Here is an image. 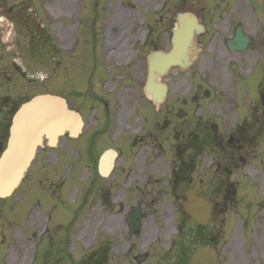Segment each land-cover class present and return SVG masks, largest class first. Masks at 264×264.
Masks as SVG:
<instances>
[{"label":"rangeland","instance_id":"374dc122","mask_svg":"<svg viewBox=\"0 0 264 264\" xmlns=\"http://www.w3.org/2000/svg\"><path fill=\"white\" fill-rule=\"evenodd\" d=\"M7 11H11L9 15L5 14ZM185 12L196 14L209 25L208 34L200 38V42H206L200 60L213 61L208 76L212 89L204 86L203 91H210L213 103L217 98L218 105H210L211 98H207L205 110L198 108V113L206 122L213 119L212 125L217 126L216 132L225 141L231 136L240 141L223 152L225 158L224 154L214 153L217 146L204 147L197 157L192 188L213 207L210 224L201 235L215 245L219 264H264V106L259 101V90L260 95L264 92V26L254 14L250 0H0L1 129L7 128L21 103L41 93L67 95L80 111L83 99L70 93H95L109 107L115 105L119 112L130 113L121 128L124 134L102 137L93 148L96 158L108 150L118 151V172L110 178H101L90 159L80 162L78 152L70 151L65 165L72 170L73 165L77 166L76 160L81 165L79 178L67 169L70 177L66 178L65 173L61 180L59 172L54 174L56 159L50 164L38 160L15 195L0 201L4 238L0 264H86L101 246H106L108 253L104 262L97 264H154L159 260L166 263L163 259L169 253V240L175 235L171 230L181 220L178 210L173 212L176 202L171 194L161 195L160 203L150 206L156 221H146L145 236L133 247L129 244L127 251L123 250L122 237L118 241L112 238L113 233L106 228L108 220L98 224L88 221V210L96 188L110 186L115 179V188L139 186L144 190L143 197L148 193L153 197L158 193L155 190L162 188L171 193L178 184L172 171L179 162L172 161L168 152L170 141L166 142V156L159 159L151 154L154 150L145 140L139 141L138 153L132 158L128 155L134 149L121 148L127 147L129 135L137 136L146 127L137 126L140 120L136 108L139 106L141 118L153 115L140 96L147 57L154 50H170L177 16ZM238 25L252 40L250 51L244 56L231 55L226 48V41L233 37ZM120 51L130 52L129 56L119 59ZM14 62L20 68H15ZM191 75L192 71L170 73V100H176L192 85ZM184 79L187 82L176 85ZM234 101L236 108L231 106ZM156 124L155 121L157 130ZM240 125L243 130L238 131L237 137L234 133ZM3 140L0 139L1 146ZM219 160L234 164L235 168H230L233 172L215 173ZM129 175L131 181L127 182ZM70 187L75 192L73 197ZM131 193L127 199L141 195ZM81 195L83 202L88 198L83 209ZM37 212L45 221L35 218L33 214ZM161 212L169 216L166 221L164 217L160 219ZM189 226L194 228L192 223ZM81 228H86L82 234L78 232ZM157 231L158 242L153 240ZM180 232L177 237L183 236Z\"/></svg>","mask_w":264,"mask_h":264},{"label":"flooded vegetation","instance_id":"af4514ba","mask_svg":"<svg viewBox=\"0 0 264 264\" xmlns=\"http://www.w3.org/2000/svg\"><path fill=\"white\" fill-rule=\"evenodd\" d=\"M204 23V22H203ZM212 63L210 60L204 61L197 65L194 63L192 68L196 67V71L192 73L190 82L192 85L182 93H179V96L176 100H170V97L166 99L165 103L162 106L156 107L150 103H147L149 112L153 113V116H148L144 118L143 125L147 126L141 134H139L135 138V145H137V141L145 140L148 142L150 147L154 150L153 156L156 159L160 157H165L166 155V142L170 141L171 145L169 146V153L171 154L172 161L179 162L178 167L173 173V177L178 179V184L188 181L190 188V180L194 178L195 173L197 172V133L195 131V126L197 122V111L196 104L198 102L199 97L202 95V81L205 79H209V67ZM187 82V79L182 80V82H175L176 85H183ZM91 100L95 98L94 95H91ZM204 97V96H203ZM204 100V98H202ZM94 102V101H93ZM73 106V102H70ZM170 104V105H169ZM82 117L85 123V130L77 140H71L67 137L62 138L56 147L50 148L47 147L43 149L39 156L37 157L39 160L44 161L46 163H52L55 159L58 161V166L53 167L56 170L55 173L59 172L60 177L62 178L65 174L67 166L65 165L67 161V155H69L70 151H77L80 156V162H84L86 158L90 159L92 164L97 166L101 155L96 158L94 155V145L102 137L113 134V136H117L120 132L124 134V130H121L124 125L125 116L130 115L129 112H119L115 107H97V106H87L81 109ZM155 121L157 122V130L155 128ZM150 123V125H149ZM149 125V126H148ZM215 140L224 148V140L218 134L214 135ZM129 140L130 137H128ZM232 144L234 143V139L232 138ZM157 153V154H155ZM146 156V155H145ZM151 159L152 156L148 157ZM37 159V160H38ZM83 166V165H82ZM73 167H75L73 165ZM81 165L76 166L78 172L80 170ZM234 168V165H229L224 163H216V172L223 173H231V169ZM118 170H114V172ZM99 172V171H98ZM146 173V171H143ZM80 173V172H79ZM100 173V172H99ZM144 174V173H143ZM147 174H149L147 172ZM39 175V173H37ZM111 175V176H112ZM150 177V175H145ZM101 178H104L100 175ZM117 178V176H115ZM109 178V177H108ZM120 178V177H119ZM115 179L110 186H101L100 188H96V195L93 194L91 197V203L89 204L90 212L88 215L91 218L88 221L95 222L98 224L99 221L107 219L108 225L106 228L113 233V239H117L118 237H122L124 239L123 250H128V245L130 244L133 247V243H137L138 240L145 236V224L146 221L150 218L156 221V217L153 215L154 212L151 211L150 206L154 204H159L161 201V195L171 194L172 198H174L173 212L174 210H178L181 220L179 223L172 228L171 232H174L175 235L171 237L169 240V253L163 260L166 263H162V260L155 262L154 264H190V259L193 252L198 247V227L196 223L191 221L187 215H183L182 204L186 200L185 198L179 199L175 196V186L172 187L171 193H166L165 189L155 190L158 193L151 197V194L148 193L147 197H143L144 190L138 187H121L115 188ZM127 182L131 181V175L126 177ZM61 184V182H60ZM56 191L60 190V188L55 189ZM128 190V191H127ZM141 190V191H140ZM50 190L49 192H51ZM109 192L108 203H105V196ZM128 192H132L133 195L141 194L137 197H130L127 199ZM131 193V194H132ZM88 201V198L87 200ZM86 201L83 202L81 200V209H83L86 205ZM126 203V204H125ZM109 205V206H108ZM164 205V204H162ZM159 206V205H158ZM99 208L100 212L94 211V209ZM39 212L35 213L36 215ZM159 214L160 219L163 217L166 219L169 217L165 213L161 212ZM132 216L135 221L141 225L138 233H134L133 229L129 225V216ZM41 217V215H39ZM43 216V215H42ZM42 218V217H41ZM45 221V218L42 219ZM85 220L82 222L85 225ZM192 223L194 228H191L189 224ZM86 228L80 229V234L83 233V230ZM160 231V230H159ZM159 231H157L154 235L153 240L159 241ZM181 231V232H180ZM179 232L186 239L181 240L180 238L183 236H178ZM152 234V233H151ZM151 234L149 237L152 238ZM179 238V239H178ZM103 246L97 248V250L92 252V255L95 258H99L101 256H105L108 253V248H102Z\"/></svg>","mask_w":264,"mask_h":264},{"label":"water","instance_id":"95a60500","mask_svg":"<svg viewBox=\"0 0 264 264\" xmlns=\"http://www.w3.org/2000/svg\"><path fill=\"white\" fill-rule=\"evenodd\" d=\"M253 5L259 15L261 6L253 0ZM180 27L174 34L173 49L169 54L154 53L150 59V81L155 79V73L164 74L174 65L187 66L189 48L192 46L195 34L201 33L200 27L194 16H180ZM250 39L238 28L233 40L227 42L231 52L245 54L249 49ZM159 90L155 95L157 101L163 99L162 86H156ZM165 89V88H164ZM155 94V93H154ZM264 105V95L262 96ZM80 117L69 111L64 100L54 96H40L20 108L14 116L10 129V136L5 152L0 158V198H7L20 185L28 168L30 167L37 149L43 146L45 139L54 144L61 135L69 134L77 137L81 131ZM186 187L180 185L178 195H184ZM188 203L185 211L201 225H206L210 218L211 209L208 203L193 192H188ZM1 242V228H0ZM215 261V253L209 249H199L192 264H212Z\"/></svg>","mask_w":264,"mask_h":264},{"label":"bare ground","instance_id":"6f19581e","mask_svg":"<svg viewBox=\"0 0 264 264\" xmlns=\"http://www.w3.org/2000/svg\"><path fill=\"white\" fill-rule=\"evenodd\" d=\"M248 19V18H247ZM179 27V23H178V21H176V27L174 28V30L173 31H175L177 28ZM129 53L130 52H127V51H120V52H117V56H118V58L119 59H124V58H126L127 56H129ZM108 157H110V155L108 156ZM109 158H107V161H106V163H105V166H107V164L109 163ZM252 171H254V170H252ZM262 190H263V188L262 189H260V191L262 192ZM70 196L72 197V196H74V191H70ZM36 217H37V219H42L39 215H36Z\"/></svg>","mask_w":264,"mask_h":264}]
</instances>
